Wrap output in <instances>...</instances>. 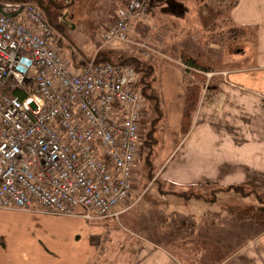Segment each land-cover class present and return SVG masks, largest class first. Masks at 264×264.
Listing matches in <instances>:
<instances>
[{
  "label": "built area",
  "instance_id": "obj_1",
  "mask_svg": "<svg viewBox=\"0 0 264 264\" xmlns=\"http://www.w3.org/2000/svg\"><path fill=\"white\" fill-rule=\"evenodd\" d=\"M3 7L0 2V209L118 217L140 176L146 140L137 72L95 57L74 66L38 5L25 3L14 13ZM145 17V0L117 7L99 34L101 44L146 47L131 25ZM7 86L27 93L9 95Z\"/></svg>",
  "mask_w": 264,
  "mask_h": 264
},
{
  "label": "rangeland",
  "instance_id": "obj_2",
  "mask_svg": "<svg viewBox=\"0 0 264 264\" xmlns=\"http://www.w3.org/2000/svg\"><path fill=\"white\" fill-rule=\"evenodd\" d=\"M145 1L147 16L131 24L133 31L145 33L163 29L164 41L169 42L173 22L163 16L161 24L156 25L157 17L162 14L154 3ZM179 1H187L191 9L187 20L180 21L186 27L190 25L189 21H197L200 5L198 0ZM232 1L228 0L227 7ZM3 9L8 8L4 5ZM64 9L68 24L59 45L67 58L77 60L78 55H82L87 60L103 50L130 52L138 48L139 57L148 60L152 66L166 116L153 133L149 154L147 151L142 154L147 157L140 161L141 181H135L126 210H121L116 218L87 220L77 215L0 209V264H131L134 247L140 238L165 248L183 264L205 258L201 251L193 254L174 247L175 243L188 242L193 238H207L215 243L219 259L212 264H264V193H260L261 202L256 205L255 197H250L247 186L234 184L240 189V194L229 195L220 191L224 186L215 182L208 188L201 182L180 184L178 181L189 176L186 165L180 163L182 167L176 163L179 152L185 151L187 144L180 131L183 78L188 76L195 82L199 80L185 73L184 65L178 61L180 53L167 46L161 48V52H153L127 42L104 46L99 34L105 14L98 1L74 0L73 5ZM177 49L189 52L191 48L183 44ZM211 63L216 69L214 72L218 73L219 57ZM172 177L177 178L176 183ZM207 188L211 193L205 197L206 200L190 196L206 192ZM161 191L168 194L163 197ZM172 191L181 195L174 196L170 194ZM75 211L82 210L78 207ZM180 231L191 235L192 239L177 238L184 235Z\"/></svg>",
  "mask_w": 264,
  "mask_h": 264
},
{
  "label": "crops",
  "instance_id": "obj_3",
  "mask_svg": "<svg viewBox=\"0 0 264 264\" xmlns=\"http://www.w3.org/2000/svg\"><path fill=\"white\" fill-rule=\"evenodd\" d=\"M137 2L117 0L112 6H134ZM227 2L198 0L197 21H189L190 25L185 27L180 21L185 22L190 14L187 1L149 0L162 14L157 17L156 25L161 24L163 16L173 22L171 40L164 41L163 29L134 33L140 35L146 49L153 52H161V48L167 46L182 53L185 50L177 48L187 44L191 48L189 52L207 61L213 62L219 57L218 73L201 72L205 81L198 108L191 129L184 136L185 151L179 152L176 162L178 166L186 165L189 176L178 181L180 184L201 182L208 188L215 182L224 186L219 190L229 195L240 194L234 184L247 186L257 205L261 202L260 193H264V0H233L228 7ZM111 19L112 16L107 20L104 17L101 22L105 26ZM82 58L70 60L74 66H82L86 62L81 61ZM178 61L182 64L180 55ZM181 115L182 110L180 120ZM137 179L139 183L141 177ZM172 180L176 183L177 178L172 177ZM208 188L206 192L190 196L206 200L211 193ZM160 193L163 197L168 194L167 191ZM170 194L181 195L175 191ZM127 207L129 202L124 200L120 209ZM180 233L184 235L177 238L192 239L184 231ZM140 239L134 247L131 264H183L180 258L155 242Z\"/></svg>",
  "mask_w": 264,
  "mask_h": 264
},
{
  "label": "trees",
  "instance_id": "obj_4",
  "mask_svg": "<svg viewBox=\"0 0 264 264\" xmlns=\"http://www.w3.org/2000/svg\"><path fill=\"white\" fill-rule=\"evenodd\" d=\"M33 2V4H37V0H10L2 3V7L4 5L7 6L8 9H5L7 13H14L25 3ZM52 1V0H49ZM100 3L101 7L104 8L105 19L107 20L111 16L114 15V7L112 6V2L117 0H96ZM149 1V0H148ZM152 0H150L151 2ZM124 4H128L127 1L123 2ZM4 4V5H3ZM65 22L67 23V19L62 20L61 26L57 24L56 21L51 20L49 23L52 25L55 24L57 30H64ZM68 24V23H67ZM82 56V55H81ZM140 52L138 48H134L132 51H118L111 52L109 50H103L96 54L95 61L96 62H112L116 64H121L125 66H131L138 74V86L139 89L145 98L146 102V115L143 120V127L145 129L146 140L142 145L141 157L143 153L149 154L148 150L150 148L151 143L153 142V133L159 128V126L164 122L166 113L163 108L162 98L160 95V91L155 82V78L153 76L152 66L148 60L144 58H140ZM84 57V56H82ZM85 58V57H84ZM75 60V59H73ZM180 60L184 65L185 73L192 74L196 76L197 80L190 79L188 76H184L183 78V109L180 120V131L183 135L188 134L191 129L194 115L197 111L200 95L202 92V83H204L205 78L201 76V72L208 73L214 72L215 67L214 64L206 59L200 57L197 54H193L191 52L183 51L180 53ZM222 67V66H221ZM220 69V66L217 67ZM193 72V73H192ZM201 82V83H200ZM33 84L31 83L28 86V91L32 89ZM5 92L9 95H18L23 98L27 91L16 88L12 89L10 87H5ZM145 153V154H146ZM147 156H145L146 158ZM144 158V157H143ZM144 158V159H145ZM174 247L181 248L187 252L198 253L201 251L205 254V258L199 260H191L190 264H212V262L218 260L216 256L219 255L218 248L215 243L206 239H193L188 242H179L175 243Z\"/></svg>",
  "mask_w": 264,
  "mask_h": 264
},
{
  "label": "flooded vegetation",
  "instance_id": "obj_5",
  "mask_svg": "<svg viewBox=\"0 0 264 264\" xmlns=\"http://www.w3.org/2000/svg\"><path fill=\"white\" fill-rule=\"evenodd\" d=\"M7 1H10V0H0V2H2V3L5 2L6 4L8 3ZM16 1H18V0H16ZM40 1L41 0H37V4L41 9V12H42L44 19L50 25L53 32H55V34L58 37V40H63L62 34H63L65 28L67 27V23L65 22V25L63 27L64 30H57L55 27V24L52 25L49 22L51 20H53V21H56L59 26H61L62 20L67 19L66 18L67 14H66V12L64 13V10H65L64 8L67 9V7H70L71 5H73L74 0H61V1L52 0V1H48L46 3L40 2Z\"/></svg>",
  "mask_w": 264,
  "mask_h": 264
},
{
  "label": "water",
  "instance_id": "obj_6",
  "mask_svg": "<svg viewBox=\"0 0 264 264\" xmlns=\"http://www.w3.org/2000/svg\"><path fill=\"white\" fill-rule=\"evenodd\" d=\"M23 62H25L26 64H29V61L28 60H24ZM23 71V70H22Z\"/></svg>",
  "mask_w": 264,
  "mask_h": 264
}]
</instances>
